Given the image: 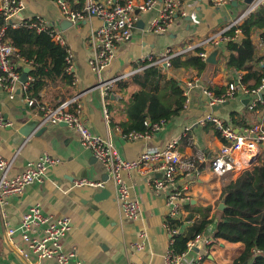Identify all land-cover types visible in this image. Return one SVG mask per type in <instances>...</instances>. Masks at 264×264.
Here are the masks:
<instances>
[{
    "label": "crops",
    "instance_id": "obj_1",
    "mask_svg": "<svg viewBox=\"0 0 264 264\" xmlns=\"http://www.w3.org/2000/svg\"><path fill=\"white\" fill-rule=\"evenodd\" d=\"M21 1L24 5L13 20L18 22L43 17L49 28L65 39V44H60L66 47L67 54L68 50L72 54L77 80L74 83L70 73L71 81L51 74L40 85L38 97H34L29 91L33 79L30 74L32 61L18 54L15 62L20 74L29 68L26 82L28 89L25 90L20 81L11 95L0 84V114L11 123L8 126L0 125V152L6 159H14L11 175L22 172L28 162L38 161L45 154L59 159V162L49 168L42 181L28 185L22 194L12 195L7 203L0 206V264H59L56 259L25 257L19 249L22 245L19 231L13 237L8 233L9 227L20 225L23 214L33 205H39L44 213L54 218H71V228L62 237L64 249L74 251L71 264H164V256L169 248H173L175 237L188 236L192 240L196 234V226L205 214L209 218L215 217V221L200 234L212 237L214 243L208 247L202 245L190 249L189 240L187 249L183 252L185 260L190 263L200 256L202 264H234L242 254L244 244L215 238V224L221 217L218 206L223 198L224 187L264 157V144L259 156L251 163L240 165L225 175H217L212 169L211 158L221 146L222 139L211 123L202 124L199 120L207 113L214 112L236 131L253 122H258L264 129V109L253 110L248 105L254 96L241 92L227 102L212 105L204 93L206 88L220 93L228 83L236 81L247 72L228 68L226 65L231 53L227 42L240 41L243 37L241 28V32H236L233 36L234 39H222L205 48L197 47L206 50V59L199 53L206 62L209 55L217 51V62H208L206 69L200 73L193 69H173L171 64L156 65L161 66L168 77L181 82L185 104L178 115L164 121L157 130L152 129L153 122L147 119L149 127L144 132H149L150 136L140 139L126 137L124 124H128L130 120L127 107L133 94L139 89L133 79L136 74L144 71L139 69L144 65L143 59L149 55L156 57L168 48L179 50L194 47L202 40L220 33L251 2L233 0L216 6L212 0H184L171 25L161 33L151 32L149 25L159 14L163 0H156L147 10L137 8L132 37L118 43L114 59L108 67L95 71L90 64L95 53L91 33L103 24L101 18L86 15L72 21L62 14L56 0ZM66 1L70 8L82 9L88 1L99 0ZM133 1L139 5L146 0ZM1 24L0 14V26ZM261 33L262 29L254 32V41L262 38ZM263 54L264 48L257 51L259 58ZM254 62V68L262 70V59ZM134 69L137 71L119 81L114 91L106 97L97 87L102 79L119 76ZM123 82L127 86L121 89ZM28 97L36 100L35 106L28 104ZM76 97L82 105V119L93 132L109 140L125 159H136L146 148L166 147L172 141H177L181 154L191 159L197 167L192 173H180L178 176V185L187 196L178 218L169 217L168 191L154 187L157 173L151 168H133L122 172L130 187L131 197L139 202L141 208L138 217L130 219L121 211L118 187L106 165L90 149L82 146L77 129L61 122L47 124L40 135L32 133L25 136L20 132L27 119L40 120L42 113L38 105L54 106ZM71 108L76 110V102L72 103ZM106 110L110 119L106 117ZM239 157L240 154H236V158ZM81 178L104 181V186H74L75 181ZM102 189H107L109 194L107 198L96 201L94 194ZM170 224L171 229L168 228ZM174 229L177 230L176 233L173 232Z\"/></svg>",
    "mask_w": 264,
    "mask_h": 264
},
{
    "label": "built area",
    "instance_id": "obj_2",
    "mask_svg": "<svg viewBox=\"0 0 264 264\" xmlns=\"http://www.w3.org/2000/svg\"><path fill=\"white\" fill-rule=\"evenodd\" d=\"M61 7L62 14L66 19L76 21L84 16H97L103 20V24L91 33V43L94 46L95 53L90 60V64L95 71H100L109 66L115 56V50L119 42L129 40L136 26L135 10H147L151 8L156 0H146L136 5L133 0H125L123 3L119 0H99L88 1L82 9H72L67 5L66 0H56ZM184 0H163L159 14L151 21L149 30L153 33L164 32L173 22L180 4ZM233 0H212L216 6L225 5ZM21 0H0V14L4 17V24L0 28V84L12 95L16 84L20 83L21 74L17 69L15 57H18L17 48L6 38V28L9 25L14 27L27 26L37 31H48L53 39L61 44H65V39L56 31L49 28L45 19L41 16L28 18L15 22L13 18L21 11L23 7ZM264 5V0H253L249 6L238 15L229 25L220 33L210 36L201 42L179 50L168 48L158 56L149 55L143 59L144 65L139 69H145L151 65H170L174 56L192 51L197 47L205 48L207 45L217 43L219 40L226 41L234 39L228 36L227 32L237 27L236 32H241L240 25L245 19ZM258 46L264 48V39L258 40ZM194 48V49H193ZM206 59L207 52H199ZM67 71L72 74L74 83L77 78L74 76V65L72 63V54L68 50ZM264 65V54L262 58ZM137 69L128 71L119 76L102 79L97 87L106 97L114 91L119 81L133 75ZM242 75L236 81L227 84L220 93L206 88L204 93L212 105L221 104L235 98L239 93L254 96L250 99L248 105L250 109H255L261 99L260 94L264 91V76L261 85L256 89H249L241 83ZM25 90L28 89L27 83H22ZM185 91V95H186ZM187 97V95H186ZM264 100V99H263ZM27 102L30 106H35L36 100L28 97ZM76 102V110L71 108L72 103ZM42 115L39 127L49 123L66 122L71 127L77 129L81 136L82 146L90 149L94 156L104 163L111 178L118 187V202L122 213L135 219L140 213V204L131 197L130 187L122 176L124 170L133 168H151L157 176L154 179V187L158 190L168 191L169 217L178 218L183 208L184 200L187 196L183 189L178 185V176L180 173H192L197 167L195 163L183 156L178 149L177 141H172L166 147H149L136 159H125L115 149L113 144L102 135L92 131L81 117L82 105L77 97L65 100L57 105H38ZM106 117L110 119L108 110ZM200 123H211L218 131L222 139L221 146L216 154L211 158L212 169L217 175H225L237 169L238 166L251 163L255 157L261 153V147L264 144V129L258 122L249 123L236 131L231 124L214 112L207 113L199 120ZM164 124V121L152 124V129L157 130ZM0 125H11L10 121L3 118L0 114ZM131 139H140L150 136L149 132L131 131L124 133ZM236 154H240L236 158ZM59 162L45 154L38 161H30L22 172L11 175L14 159H6L0 152V206L8 202L12 195L22 194L26 187L34 182L42 181L49 168ZM74 186H92L103 187L104 181H94L87 178H81L75 181ZM6 215V212L3 213ZM21 223L17 227H9L8 233L11 237L19 231L22 245L20 251L27 258L37 257L38 259H56L59 264H71V257L74 251H66L63 247L62 237L71 228V218H54L52 215L44 213L39 205L31 206L22 216ZM171 229V224L168 225ZM42 232L41 234L39 232ZM177 232L176 229L173 230ZM214 243L210 236L197 234L189 241V248L194 249L206 245L207 247ZM140 247V245H139ZM136 264V263H131ZM164 264H202L201 257L188 263L185 260V253H175L173 248H169L164 256Z\"/></svg>",
    "mask_w": 264,
    "mask_h": 264
},
{
    "label": "trees",
    "instance_id": "obj_3",
    "mask_svg": "<svg viewBox=\"0 0 264 264\" xmlns=\"http://www.w3.org/2000/svg\"><path fill=\"white\" fill-rule=\"evenodd\" d=\"M1 22L0 28L4 24L2 15ZM240 28L243 33L242 39L227 42L231 53L226 65L228 68L247 71L242 76L241 83L249 89H256L261 85L264 67L262 70L254 68V60H261L263 56L260 58L257 56V51L261 47L258 46V41H254L253 35L257 29H262L261 39H264V5L251 13ZM236 29L237 27H234L228 31V36H235ZM6 38L17 48L20 56L32 61L30 74L33 79L29 87L32 96L38 97L40 85L51 74L59 75L68 81L72 80V76L67 71V49L55 41L48 31L9 25L6 28ZM202 50L195 48L190 52L174 56L171 67L202 72L208 64L199 55ZM133 82L139 86V89L135 91L127 107L130 120L128 124H124V133L144 132L149 127L146 124L147 119L153 123L167 121L182 111L185 96L181 82L174 77H168L161 66L145 68L143 72L134 76ZM126 86V82L121 83V89ZM263 99L258 101L256 109H264ZM222 195L226 196L227 207L219 211L221 217L215 224V238L244 244V250L234 264H264V157H261L250 170L228 183ZM214 221L215 217L209 218L208 214H205L196 226L194 236L202 233ZM189 240L188 236H176L174 252L183 253L187 249Z\"/></svg>",
    "mask_w": 264,
    "mask_h": 264
},
{
    "label": "water",
    "instance_id": "obj_4",
    "mask_svg": "<svg viewBox=\"0 0 264 264\" xmlns=\"http://www.w3.org/2000/svg\"><path fill=\"white\" fill-rule=\"evenodd\" d=\"M252 1L253 0H249V3ZM216 54H217V51H213L209 55L207 61L210 63H216L217 62ZM28 71H29V68H26L24 72L22 73L21 78H20V81L22 83H26L28 81ZM260 96H261V99L264 98L263 93H261ZM39 123H40L39 119H27L26 123L21 127L20 132L25 136H29L32 133L40 135L47 128V125H43L39 127ZM62 123L65 125L67 124L66 122H62ZM108 194H109V191L107 189H102L100 191L95 192L94 199L96 201H99L103 198H107ZM226 207H227L226 196H223L218 208L220 210H224ZM245 264H248V263H245Z\"/></svg>",
    "mask_w": 264,
    "mask_h": 264
}]
</instances>
